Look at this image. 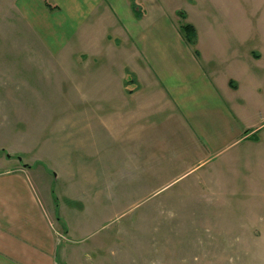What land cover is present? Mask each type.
<instances>
[{
  "label": "rangeland",
  "instance_id": "rangeland-1",
  "mask_svg": "<svg viewBox=\"0 0 264 264\" xmlns=\"http://www.w3.org/2000/svg\"><path fill=\"white\" fill-rule=\"evenodd\" d=\"M157 1L170 15L194 4L209 53L245 56L243 109L261 127L204 161L181 119H117L114 137L110 119L83 117L79 67L0 0V170L28 167L49 193L57 264H264V0Z\"/></svg>",
  "mask_w": 264,
  "mask_h": 264
},
{
  "label": "crops",
  "instance_id": "crops-1",
  "mask_svg": "<svg viewBox=\"0 0 264 264\" xmlns=\"http://www.w3.org/2000/svg\"><path fill=\"white\" fill-rule=\"evenodd\" d=\"M47 1L53 8L45 0H18V9L51 55L66 69L79 67L81 113L85 119H110L114 137L122 132L117 119L139 129L145 127L139 119H181L204 161L261 127L243 109L245 101L255 102L256 88L241 90L245 56L233 53L230 59L213 42L209 53L199 31L205 34L211 21L194 4L175 6L170 15L157 0H134L137 15L131 0ZM183 22L196 29L194 46L181 34ZM27 168L0 170V264H57L61 243L53 201H46L49 193L27 176Z\"/></svg>",
  "mask_w": 264,
  "mask_h": 264
},
{
  "label": "trees",
  "instance_id": "trees-1",
  "mask_svg": "<svg viewBox=\"0 0 264 264\" xmlns=\"http://www.w3.org/2000/svg\"><path fill=\"white\" fill-rule=\"evenodd\" d=\"M45 1H46L47 6H49L50 8H53V6L50 3H48L47 0ZM131 1H132V6L134 10L136 11V14L139 15L141 11L139 5H137V3H135L134 0H131ZM179 28L186 42L189 45L194 46L195 41H196V29L194 25L189 22H183L180 24ZM193 51L196 55H198V50L196 48H194Z\"/></svg>",
  "mask_w": 264,
  "mask_h": 264
}]
</instances>
